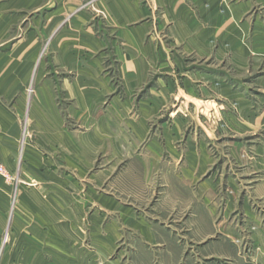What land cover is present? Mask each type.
I'll return each mask as SVG.
<instances>
[{
    "label": "crops",
    "instance_id": "1",
    "mask_svg": "<svg viewBox=\"0 0 264 264\" xmlns=\"http://www.w3.org/2000/svg\"><path fill=\"white\" fill-rule=\"evenodd\" d=\"M254 6L264 0H0V165L11 176L0 175V264H69L81 249L85 264L114 253L107 264H122L126 251L153 264L162 250L180 264L179 235L195 237L212 262L264 264V101L221 89L228 102L239 98L236 112L221 113L225 166L213 167L191 131L176 165L178 116L157 128L163 146L153 136L143 158L136 148L163 108L201 102L211 75L188 72L182 54L202 56L216 43L215 55L244 60L235 45L246 43L244 14ZM236 135L243 141L228 138ZM163 152L166 167L156 163ZM105 153L116 165L135 160L127 172L143 190L101 193L110 166L98 182L85 180Z\"/></svg>",
    "mask_w": 264,
    "mask_h": 264
},
{
    "label": "rangeland",
    "instance_id": "2",
    "mask_svg": "<svg viewBox=\"0 0 264 264\" xmlns=\"http://www.w3.org/2000/svg\"><path fill=\"white\" fill-rule=\"evenodd\" d=\"M243 21L250 24L249 31L247 29L248 33L246 32V43L235 46L239 47L237 49L239 51L245 50L244 52L246 53L244 56V60H233L232 53L230 51L223 53L219 52L220 54L215 55L216 50H218L219 48V45L216 43H211L208 46L209 49L206 50V52L203 53L202 56H189L187 54H182L186 59L180 60L179 62L192 68L188 72H191L196 67L198 68L196 71H199V67H201V71H204V75H211L210 81H208L207 83L206 80L201 81V83H205L206 85L203 86L200 103L193 104L190 107L185 106L179 108V105H181V103L178 102L175 106L170 105L167 108H163L158 116H155L150 120L149 130L146 138L136 147L139 155L138 157L143 158L141 156L144 154L145 147L152 141L151 138L153 136L159 137V140H156L159 146H163L164 143L162 142L161 136L157 132V128L162 125L167 126L168 123H171L172 118L178 116L181 119H185V121L184 132L179 138L173 140V144L180 153L179 159H177L176 161V165L182 164L183 162V151L186 148V136H188L190 131L193 133L192 137L194 138V141H198L199 139H201L208 155L215 158L216 162H214L215 165L213 167H222L225 166L227 162L229 163V161H227V158L229 156L226 139L227 136L226 132L224 131L227 126L225 121L221 117V113L228 110L236 112L237 102L239 98L235 97L233 100H229L228 102L225 97L224 91H221V89L224 88V85H232L234 87L233 90H240L242 93L241 95L245 98H249L253 105L256 107H258L259 101H264V54L262 53L264 52V39H261L260 41L263 43L252 42V39H254L252 38V35L254 34L255 36L264 37V8H262L261 6H254L249 12L244 14ZM241 22L242 21H239V23ZM241 46L245 49L243 50ZM257 51H260L261 53H258ZM254 53L258 54L256 55ZM255 55L261 56V58L257 59L255 58ZM209 86H211L213 89H216V93H212L213 95L211 97H209L210 95L204 94V89H207V87ZM209 99L212 100V104L206 102L209 101ZM215 100L216 102H214ZM254 101H257V103H254ZM65 103L66 101L62 100L60 105H64ZM207 104L212 105L213 107H207ZM195 120H200L201 127H199V129L201 130V133L199 129L195 127ZM69 125L77 128V124ZM209 133L212 134L209 135ZM228 138L231 141H243V139L239 138V136L237 135L229 136ZM247 140L249 142V138ZM239 157L241 159H247L246 152H241ZM156 158L158 159L156 163L164 167L171 164L172 162L171 157L164 152L161 156H156ZM115 161L117 160H114L113 157L107 156L106 153L105 155L101 154L96 156L91 168L85 173V180L91 181L93 183L98 182L97 177L94 176V174H96L100 170L103 173H107L104 169H107L108 166H110L111 169L113 167H115V169L113 168L110 174H105V177L101 176L100 182L102 183V189L99 188L101 190V193L104 192L107 195H113L118 192V194H123L124 196L126 195L127 198H131L132 195L134 196L137 191H142L143 189L139 187V184L137 182V178L135 175L136 171L133 172L135 176L130 177L128 174L131 171V169L128 167L138 166L136 161L128 156H123L121 162H119L117 165L115 164ZM156 163L155 165H157ZM127 170H129V172H127ZM6 173L8 177L2 174L0 175L5 179L10 178L11 176L7 171ZM147 198L149 199V197ZM88 225H92V223L89 222V224H86L85 220V229ZM175 237L178 238V243H180V245H182L184 248V251L180 257V264H225L224 260H215L212 262V260H210L208 256H204V253L200 251L199 243L194 240L195 237L191 235H179ZM166 244L167 246L166 249H164L165 251L168 249L167 247H170L169 242H166ZM90 245L92 246V244L86 239L85 247L90 248ZM73 254L74 260L76 261H70V258H72L73 256L68 255L69 264H85V251L83 252V250L81 249V251H77ZM125 254L126 255L122 260V264H136L133 259L131 260L130 253L126 251ZM114 255L115 253L109 258H111L112 260ZM170 255L171 254H169L168 251L164 252L162 250V252L159 253V256L157 254V257L155 258L153 264H158L157 261L159 258L162 261V264H174L175 260L171 259ZM126 256H130V258H127ZM109 258H106V264L110 263ZM90 260L92 264H98L100 262L96 259H93V257H91ZM143 263H145L144 260Z\"/></svg>",
    "mask_w": 264,
    "mask_h": 264
},
{
    "label": "built area",
    "instance_id": "3",
    "mask_svg": "<svg viewBox=\"0 0 264 264\" xmlns=\"http://www.w3.org/2000/svg\"><path fill=\"white\" fill-rule=\"evenodd\" d=\"M0 174H2V175H4V176L8 177V175H7V173H6V171L4 170V168H3L2 165H0Z\"/></svg>",
    "mask_w": 264,
    "mask_h": 264
}]
</instances>
